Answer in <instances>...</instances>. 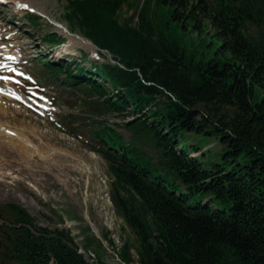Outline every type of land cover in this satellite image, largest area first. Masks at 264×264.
Masks as SVG:
<instances>
[{"label":"trees","instance_id":"obj_1","mask_svg":"<svg viewBox=\"0 0 264 264\" xmlns=\"http://www.w3.org/2000/svg\"><path fill=\"white\" fill-rule=\"evenodd\" d=\"M66 1L70 29L100 47L98 57L41 51L36 63L45 79L87 94L89 146L107 161L139 263L264 264V0ZM191 33L203 50L185 45ZM42 38L49 50L66 40L51 29ZM208 138L222 148L203 150ZM95 242L39 224L20 204L0 209V264H91L81 248ZM132 248L125 241L121 261L98 253L96 263L131 264Z\"/></svg>","mask_w":264,"mask_h":264},{"label":"rangeland","instance_id":"obj_2","mask_svg":"<svg viewBox=\"0 0 264 264\" xmlns=\"http://www.w3.org/2000/svg\"><path fill=\"white\" fill-rule=\"evenodd\" d=\"M21 2L34 10L45 8L47 15L39 17L35 14L34 23H39L36 26L28 17L32 14L30 10L10 0H0V77L9 78H0V95L8 102V118L12 124L32 130L50 146L61 148L67 154L55 153L48 159L46 167L35 166L31 171L22 169L23 173L13 174L16 177H0V209L11 203L20 204L36 217L39 224L51 228H69L76 240L84 244L88 236L94 235V232L85 230L88 220L81 218L88 206L90 221L102 237L99 238L101 245L98 242L93 244L90 251L93 255L86 251L90 263L97 264L98 253L108 262L119 261L118 252L123 243L129 241L133 246L131 264H140L136 251L138 237L124 218L117 214L109 196L111 175L107 161L89 146L93 142L89 124L94 115L82 103L87 94L82 91L74 93L58 81L45 79L47 72L36 63L41 51L49 58L59 59L70 54L78 55L80 49H84L90 57H98L96 50L81 40L71 39L66 32L51 23L59 22L70 29L65 18L66 0ZM139 5L140 1L132 9L124 6L122 16L135 13ZM50 29L66 39L54 50H49L42 38L45 31ZM75 33L83 37L79 31ZM184 42L188 48L204 49L199 46L196 33L188 35ZM107 117L120 122V131L129 140L131 133L121 124L123 118L111 114ZM190 137L193 142L197 141L195 135ZM36 143L40 149H44L43 152L48 151L45 146ZM201 143L205 144L203 150L206 152L216 153L222 148L215 139H202ZM143 147L158 161V151L151 142L144 143ZM203 150L192 153L200 155ZM6 157L12 159L9 154ZM8 163L0 165V173H8ZM4 215L8 217V214ZM106 230L111 232L110 238L114 243L103 237L102 233Z\"/></svg>","mask_w":264,"mask_h":264},{"label":"bare ground","instance_id":"obj_3","mask_svg":"<svg viewBox=\"0 0 264 264\" xmlns=\"http://www.w3.org/2000/svg\"><path fill=\"white\" fill-rule=\"evenodd\" d=\"M10 1L17 4H24L21 0ZM36 9L37 11L47 15V10L45 8ZM61 31L68 34V31L64 29H61ZM71 39H73V37H71ZM74 40L78 39L74 38ZM7 103L8 102L3 98V96L0 95V165L9 162L8 164L10 166L8 173H0V177L5 175H12L13 177H16V175L13 174L23 173L22 169H29L31 171L35 166L46 167L49 163L48 159L52 155L55 153L64 154L65 150L57 148L53 145L50 146L51 144L45 142L44 138H42L39 134L37 136V134L32 130L21 129L16 124H12L10 122L11 120L8 118L9 109ZM36 142L41 144V146H45L48 151L43 152L42 150L44 149H40V146ZM8 154L11 156V160L7 159L6 155ZM65 154H67V152H65Z\"/></svg>","mask_w":264,"mask_h":264},{"label":"water","instance_id":"obj_4","mask_svg":"<svg viewBox=\"0 0 264 264\" xmlns=\"http://www.w3.org/2000/svg\"><path fill=\"white\" fill-rule=\"evenodd\" d=\"M53 23H54L58 28H61V29H64V30L68 31V34H69L71 37H73V38H77L78 40H81L83 43L87 44L88 46H90V47L93 48V49L100 50V48H99L96 44L92 43L91 41H88V40L85 39L84 37H81V35H79L78 33H75V32H72V31L68 30L67 27H65L63 24H61V23H57V22H53ZM107 55H108V57L112 58V55H111L110 53H108ZM112 61H114V60H112ZM85 217H86V219L88 220L89 225H90V227L92 228V230L94 231L95 235H96L98 238L102 239V237H101V235H100L98 229H97V228L95 227V225L90 221V216L88 215L87 212L85 213ZM118 258H119V257H118ZM118 260L121 261L120 258H119Z\"/></svg>","mask_w":264,"mask_h":264},{"label":"snow or ice","instance_id":"obj_5","mask_svg":"<svg viewBox=\"0 0 264 264\" xmlns=\"http://www.w3.org/2000/svg\"><path fill=\"white\" fill-rule=\"evenodd\" d=\"M21 7H27V5H21ZM10 59H14V57H10ZM0 78H2V79H9L8 77H0ZM0 91H2V90H0Z\"/></svg>","mask_w":264,"mask_h":264},{"label":"flooded vegetation","instance_id":"obj_6","mask_svg":"<svg viewBox=\"0 0 264 264\" xmlns=\"http://www.w3.org/2000/svg\"><path fill=\"white\" fill-rule=\"evenodd\" d=\"M86 210H87V212H88V214H89L88 206H86ZM81 215H82L83 218H86V217H85V211H84L83 214H81ZM89 216H90V214H89Z\"/></svg>","mask_w":264,"mask_h":264}]
</instances>
